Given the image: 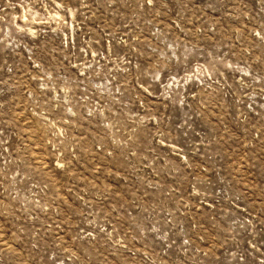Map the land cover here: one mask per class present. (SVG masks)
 I'll return each mask as SVG.
<instances>
[{"label":"rangeland","instance_id":"374dc122","mask_svg":"<svg viewBox=\"0 0 264 264\" xmlns=\"http://www.w3.org/2000/svg\"><path fill=\"white\" fill-rule=\"evenodd\" d=\"M175 263L264 264V0H0V264Z\"/></svg>","mask_w":264,"mask_h":264},{"label":"built area","instance_id":"2783aa9c","mask_svg":"<svg viewBox=\"0 0 264 264\" xmlns=\"http://www.w3.org/2000/svg\"><path fill=\"white\" fill-rule=\"evenodd\" d=\"M183 242H187V241H186V238H185V239H183ZM187 243H188V242H187ZM175 264H176V263H175Z\"/></svg>","mask_w":264,"mask_h":264}]
</instances>
